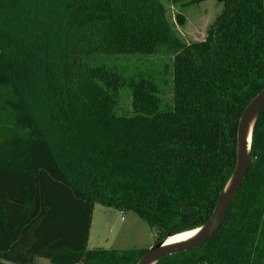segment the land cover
Listing matches in <instances>:
<instances>
[{"label": "trees", "instance_id": "obj_1", "mask_svg": "<svg viewBox=\"0 0 264 264\" xmlns=\"http://www.w3.org/2000/svg\"><path fill=\"white\" fill-rule=\"evenodd\" d=\"M217 1L205 39L186 42L163 0H0V258L137 264L148 249H88L96 204L135 212L154 244L210 220L264 89V0ZM158 53L172 57L158 77L109 62ZM155 264H264V108L221 227Z\"/></svg>", "mask_w": 264, "mask_h": 264}, {"label": "rangeland", "instance_id": "obj_2", "mask_svg": "<svg viewBox=\"0 0 264 264\" xmlns=\"http://www.w3.org/2000/svg\"><path fill=\"white\" fill-rule=\"evenodd\" d=\"M163 2L172 28L186 42L204 40L209 28L223 9V4L217 0H205L200 4L188 6H183L181 2H173L172 0H163ZM178 13H182L185 16L187 20L185 25L178 23ZM117 58H110L109 62L118 64L127 73L132 72L136 66L146 64L152 68L151 71L156 77L161 76L163 62L171 63L172 60L170 55L164 53L144 57L125 55ZM168 69L171 71L170 65ZM160 81H162V84L167 83L164 87L166 93H169L170 79L164 77ZM131 101L132 93L126 86L120 95V106L124 108L130 107ZM155 239V230L135 212H122L114 207L102 204L95 205L88 249H151ZM0 264L21 263L0 258ZM34 264H51V262L46 257L37 256L34 258Z\"/></svg>", "mask_w": 264, "mask_h": 264}, {"label": "water", "instance_id": "obj_3", "mask_svg": "<svg viewBox=\"0 0 264 264\" xmlns=\"http://www.w3.org/2000/svg\"><path fill=\"white\" fill-rule=\"evenodd\" d=\"M263 108L264 89L250 102V104L242 114L238 129V162L234 175L230 179V181L234 179L233 183L228 190L226 189L230 181L226 185L210 220L205 225L201 226L203 228L202 233L192 242L173 247H163L164 242L165 240H167V238L178 233L168 235L157 244H154L153 248L148 249L147 252L137 262V264H149L153 260H156L157 262L164 256L194 248L195 246L211 238L214 233L221 227L223 221L227 216L229 207L248 173L251 162L253 129L256 119ZM252 121L253 126L251 131V140L248 147V130Z\"/></svg>", "mask_w": 264, "mask_h": 264}, {"label": "bare ground", "instance_id": "obj_4", "mask_svg": "<svg viewBox=\"0 0 264 264\" xmlns=\"http://www.w3.org/2000/svg\"><path fill=\"white\" fill-rule=\"evenodd\" d=\"M252 126H253V121L250 123L249 130H248V147H249L250 140H251ZM233 180L234 179L230 181L226 190L230 188L231 184L233 183ZM202 231H203V228L198 227L192 230L179 232L178 234L167 238V240H165L164 242L163 247H173V246H178L181 244L192 242L195 238H197L202 233ZM155 263H156V260H153L149 264H155Z\"/></svg>", "mask_w": 264, "mask_h": 264}, {"label": "crops", "instance_id": "obj_5", "mask_svg": "<svg viewBox=\"0 0 264 264\" xmlns=\"http://www.w3.org/2000/svg\"><path fill=\"white\" fill-rule=\"evenodd\" d=\"M90 232H91V230H90ZM90 239V238H89Z\"/></svg>", "mask_w": 264, "mask_h": 264}]
</instances>
